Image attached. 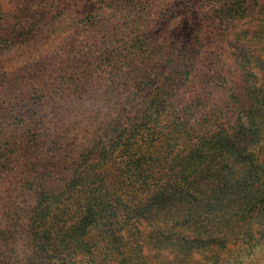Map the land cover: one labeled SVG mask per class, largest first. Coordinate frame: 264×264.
<instances>
[{"label": "trees", "instance_id": "obj_1", "mask_svg": "<svg viewBox=\"0 0 264 264\" xmlns=\"http://www.w3.org/2000/svg\"><path fill=\"white\" fill-rule=\"evenodd\" d=\"M25 3L13 11L60 9ZM192 41L174 54V81L159 85L145 83L152 59L136 47L124 97L87 107L98 118L80 140L95 163L90 176L65 166L63 176L29 184L36 205L27 264H150L153 251L173 256L157 264H186L203 250L214 264L219 251L231 260L224 264H264V49L252 46L253 37L231 40L219 64L209 48L197 49L209 35ZM191 74L200 82L186 98ZM150 87L155 94L144 97ZM65 103L55 110L64 112ZM58 159L49 158L55 169Z\"/></svg>", "mask_w": 264, "mask_h": 264}, {"label": "rangeland", "instance_id": "obj_2", "mask_svg": "<svg viewBox=\"0 0 264 264\" xmlns=\"http://www.w3.org/2000/svg\"><path fill=\"white\" fill-rule=\"evenodd\" d=\"M30 1L36 0H0V264H27L32 257L27 230L36 202L30 183L63 176L65 166L75 176L95 169L92 153L87 161L81 148L87 146L80 142L98 128L95 111L87 107L124 97L134 81L128 66L140 59L137 51L152 59L145 83L155 78L159 85L174 81V54L196 36L209 35L197 49L209 48L219 64L231 40L253 37L252 46L264 49V0H44L60 9L28 16L13 11ZM4 8L14 15H4ZM199 77H189L186 98ZM143 94L155 91L150 87ZM61 99L67 102L60 104L64 112L54 108ZM50 139L61 144L49 147ZM54 155L58 171L49 161ZM157 254L149 255L150 264L173 258ZM216 254L217 264L230 260L227 252ZM212 257L194 252L186 264H214Z\"/></svg>", "mask_w": 264, "mask_h": 264}]
</instances>
